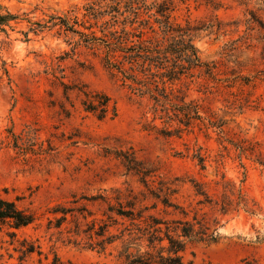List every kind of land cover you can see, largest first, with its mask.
Listing matches in <instances>:
<instances>
[{"label": "rangeland", "instance_id": "374dc122", "mask_svg": "<svg viewBox=\"0 0 264 264\" xmlns=\"http://www.w3.org/2000/svg\"><path fill=\"white\" fill-rule=\"evenodd\" d=\"M0 1L18 16L0 28V196L36 216L19 230L0 226V262L16 264L14 249L23 240L42 252L27 264H36L39 258L47 264L54 255L77 264L114 260L116 251L111 250V256L110 249L91 251L84 239L67 233L71 225L54 228L53 219L60 215L52 209L96 211L84 196L109 189L145 191L139 177L123 166L121 154L154 171L150 179L154 188L163 178H194L213 185L222 176L241 188L251 211L213 216L219 220L220 240L189 245L184 259L192 264L264 263V0L247 5L236 0H213L215 5L178 0L172 14L174 23L197 29L195 46L202 60L214 65L221 81L195 71L193 78L172 84L169 98L172 103L196 104L203 114L223 120L226 138L253 146L249 157H239L229 145V152L223 151L226 143L221 144L215 129L205 130L198 122L184 128L174 118L166 120L143 88L135 91V85L103 65L102 50L78 45L79 38L71 34L31 32L28 20H47L89 0ZM102 29L100 23L93 28L97 37ZM62 84L105 93L116 116L98 120L84 112L81 94L74 89L65 96ZM7 131L21 138L22 148L36 154H18L12 139H5ZM194 156L203 158V170ZM178 200L184 206L194 205L188 183ZM11 232L16 234L13 239Z\"/></svg>", "mask_w": 264, "mask_h": 264}, {"label": "trees", "instance_id": "16d2710c", "mask_svg": "<svg viewBox=\"0 0 264 264\" xmlns=\"http://www.w3.org/2000/svg\"><path fill=\"white\" fill-rule=\"evenodd\" d=\"M177 1L89 0L81 7L72 6L62 15L47 16V20L37 23L30 20L27 22L34 35L53 30L57 36H77V44H82L87 49L102 50L103 65L109 70H116L124 80L135 85V91L143 88L155 106L161 108L166 120L174 118L184 128L198 122L205 130L215 129L221 135V144L226 143L222 145L223 151L229 152V145L238 152L239 157H249L253 155V146L242 140L233 142L226 138L222 128L223 120L203 114L196 104L172 103L169 98L173 91L172 84L182 78H193L195 71L213 81H221L216 78L214 65L203 61L195 46L194 35L197 29L189 23L181 25L172 21ZM205 1L208 5H215L213 0ZM236 1L247 5L251 0ZM17 19L18 16L5 10L0 1V28ZM97 23L103 28L100 30L101 37H97L93 30ZM143 29L148 32H143ZM63 87L65 96L69 90L77 89L82 96V110L98 120L116 116L115 105L111 104L105 93L84 86ZM179 130L180 127L177 131ZM7 133L5 139H12V148L18 154H36L35 150L22 148L19 144L21 138L15 133ZM120 156L127 172L139 177L145 191L135 193L132 190L109 189L94 196H84L82 199L96 206V211L75 207L52 209L53 214L60 215L53 219L57 230L63 225H71L67 233L84 239L91 251L104 253L110 249L109 256L112 255L111 250L116 251L114 260L86 264H192L184 259L189 245H210L220 240L216 233L219 225L217 216L225 217L241 210L251 211L242 189L236 188L223 176L219 181H214L213 185L194 178L188 181L182 177L163 178L158 180V187L154 188L150 185L153 170L145 169L131 155L119 154L118 157ZM194 157L203 170V158ZM187 183L192 189L195 202L194 205L184 206L178 197L181 188ZM213 187L215 191L210 192L209 188ZM215 215L217 216L213 217ZM35 220L34 213L0 196V226L19 230ZM51 224L52 221H49V228ZM10 236L13 239L16 234L11 232ZM14 252L18 254L16 264H27V260L34 254L38 257L42 255L39 246L26 240ZM36 264H43L40 258ZM47 264L77 263L62 261L54 255Z\"/></svg>", "mask_w": 264, "mask_h": 264}]
</instances>
